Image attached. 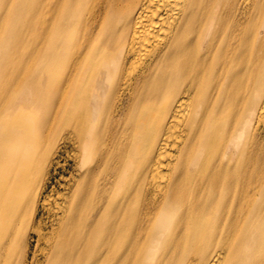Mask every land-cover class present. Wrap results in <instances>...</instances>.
I'll return each mask as SVG.
<instances>
[{"label": "bare ground", "instance_id": "obj_1", "mask_svg": "<svg viewBox=\"0 0 264 264\" xmlns=\"http://www.w3.org/2000/svg\"><path fill=\"white\" fill-rule=\"evenodd\" d=\"M0 264H264V0H0Z\"/></svg>", "mask_w": 264, "mask_h": 264}, {"label": "rangeland", "instance_id": "obj_2", "mask_svg": "<svg viewBox=\"0 0 264 264\" xmlns=\"http://www.w3.org/2000/svg\"><path fill=\"white\" fill-rule=\"evenodd\" d=\"M22 144V143H21ZM44 144V142H43ZM41 146L38 145V147H35V151H37L38 149H40ZM56 158V160L58 161V165L55 166V162L53 160V166L52 167H56L55 169L54 168H51V172L53 173L54 172V178H53V183L55 184V186L57 188H61V183L60 182H63V177L62 174L65 173V175L67 174V171L66 169L62 166V164L67 161V158L65 157L64 153H60L58 155H55L54 156ZM53 169V170H52ZM61 175V176H60ZM59 176V177H58ZM35 240L34 238L30 241V244H29V249H28V257H27V261L31 260L32 258H34V256L36 255L38 257V251L35 249Z\"/></svg>", "mask_w": 264, "mask_h": 264}]
</instances>
